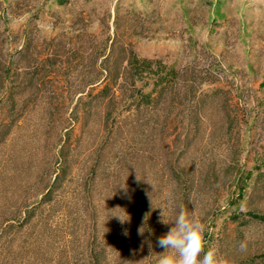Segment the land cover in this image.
Listing matches in <instances>:
<instances>
[{
	"label": "rangeland",
	"instance_id": "rangeland-1",
	"mask_svg": "<svg viewBox=\"0 0 264 264\" xmlns=\"http://www.w3.org/2000/svg\"><path fill=\"white\" fill-rule=\"evenodd\" d=\"M111 46L171 83L99 96ZM181 207L264 264V0H0V264H158Z\"/></svg>",
	"mask_w": 264,
	"mask_h": 264
},
{
	"label": "clouds",
	"instance_id": "clouds-1",
	"mask_svg": "<svg viewBox=\"0 0 264 264\" xmlns=\"http://www.w3.org/2000/svg\"><path fill=\"white\" fill-rule=\"evenodd\" d=\"M121 219L124 223L127 219ZM163 223H172L169 231L158 238V245L164 249L160 254L158 264H229V261L219 254L216 247H208L205 251L206 241L204 234L207 225L193 211L181 207L172 221L163 219ZM144 227L138 229V234L143 235ZM124 235H128L127 231ZM247 239L239 242L237 250L241 253L247 251Z\"/></svg>",
	"mask_w": 264,
	"mask_h": 264
},
{
	"label": "trees",
	"instance_id": "trees-1",
	"mask_svg": "<svg viewBox=\"0 0 264 264\" xmlns=\"http://www.w3.org/2000/svg\"><path fill=\"white\" fill-rule=\"evenodd\" d=\"M114 49L115 46H111L107 54L101 55L103 68L97 80L103 79L108 83L102 88L99 96L109 97L112 86L115 85L121 88L123 94L128 92L131 98L138 96L143 99L142 102L149 104L151 94H144L136 87L138 80L144 79L146 76L155 77L154 89L159 85L171 83L169 77L172 75V71L170 74L164 72L161 61L140 57L134 50L127 47H122L118 54H115ZM112 59L116 61L117 66L115 68L109 66ZM120 79L123 82H120Z\"/></svg>",
	"mask_w": 264,
	"mask_h": 264
}]
</instances>
